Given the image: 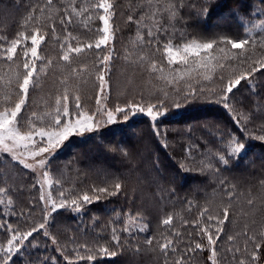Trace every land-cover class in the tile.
Masks as SVG:
<instances>
[{
	"label": "trees",
	"instance_id": "16d2710c",
	"mask_svg": "<svg viewBox=\"0 0 264 264\" xmlns=\"http://www.w3.org/2000/svg\"><path fill=\"white\" fill-rule=\"evenodd\" d=\"M108 1L113 5L116 36L113 58L133 59L137 56L128 54H135L143 65L154 64L166 71L174 67L167 47L183 46L185 39L214 42L212 50L201 53L200 61L210 69L198 77L207 80L185 92L187 102L178 114L167 113L155 123L141 116L72 139L63 153L67 166L63 187L73 199L86 193L92 202L79 199V211L67 207L48 220L31 217L39 210L36 202L32 212L26 209L20 217L7 218V224L15 220L22 233L41 223L49 230V236L36 231L35 245L28 238L29 246L11 255L8 264H212V247L216 264H239L242 259L251 264L253 251L258 255L256 264H264V69L229 94L230 108L219 102L229 80L251 72L256 61L264 59V3ZM99 2L52 0L49 5L47 0H0V7L5 4L8 9H0V46L20 40L13 58L19 63L25 59L26 46L31 57L30 37L37 30L45 38L43 53L51 56L70 42L74 46L94 42L102 23L101 10L94 7ZM224 37L247 38L243 55L220 44ZM93 50L84 48L72 68L75 62L84 72L98 66L97 51L105 55V50ZM195 62L190 59L188 65ZM170 90L177 94L175 88ZM236 141L245 150L232 156ZM116 183L121 185L118 192ZM100 187L109 192L94 191ZM225 208L228 220L217 233L215 218L223 219ZM169 218L170 224L165 225L163 221ZM113 230L119 245L113 240ZM204 230L214 239L219 236L213 246ZM168 240L175 251L161 249ZM102 247L115 254H104ZM5 258L0 254V264Z\"/></svg>",
	"mask_w": 264,
	"mask_h": 264
},
{
	"label": "rangeland",
	"instance_id": "374dc122",
	"mask_svg": "<svg viewBox=\"0 0 264 264\" xmlns=\"http://www.w3.org/2000/svg\"><path fill=\"white\" fill-rule=\"evenodd\" d=\"M108 2L111 3L110 1ZM0 9L1 11H8L5 4ZM113 18V12L111 11L110 29L113 35L110 37L107 51H111L112 54L116 38L112 22ZM1 26L2 24H0V31ZM100 35L101 33L98 34V38ZM44 41L45 38L43 37L38 47V56L41 59L36 61L38 69L41 66L44 67V74L39 78L38 84L34 88H30L27 102L17 117L22 125L21 131H28L31 128L43 129L47 132L53 131L54 121L58 115L56 105L58 98L61 99V108L66 103L72 118L75 119L77 114L74 103L76 97H79L80 111L84 112L85 115L90 114L93 116V121L91 122L93 130L85 131L82 134L73 133L69 135L51 154L44 153L34 157L31 144L26 150L23 147L16 149L17 154L23 153L22 159L30 165L28 168H25L19 160H14L10 153L0 152V235H2V229H5L4 223L7 224V218L20 217V214L24 215L26 209L32 212L31 208L34 207L36 202H38L39 210L36 209L35 215L31 216L36 220H40L38 217L42 218V220L55 218V214L59 211L67 207H74L70 203L73 198L68 195L67 189L63 187L67 167L66 162L63 160V153L67 150L72 139L84 138L112 125L131 121L141 116H146L152 123H155L167 113L178 114L184 109V104L187 102L185 97L188 96L185 92L192 91L194 88L197 89L202 83L206 82L207 79L198 77V75L202 74L204 76L207 70L210 69L209 66L200 61L204 57L201 54L203 51L199 55L194 56L184 53L183 46H179V62L172 63L174 67L166 71L157 68L154 64L143 65L141 63L142 58L135 54L128 55L137 56V58L132 59L121 56L118 60L113 58L112 55L111 71L105 74L108 84L105 86L104 94L100 96L98 104L99 81L97 79V66L90 71L84 72L79 68L81 64L75 62L76 72H73L71 63L82 53L76 54L73 52L70 54V60L64 61L62 56L67 50V44L65 45L66 48L51 56L42 51ZM69 44L75 45L73 42ZM170 48L171 55L175 56L177 47ZM93 51L96 52L95 49ZM107 51H105V55ZM190 59H195L196 61L192 66L188 65ZM23 64L24 61L19 63L15 59L8 61L3 56H0V112L6 109L11 110L15 103L18 102V88L15 83L14 73L23 72ZM171 88H175L177 94L172 92ZM65 93L68 96L66 102L62 99ZM129 104L140 105L145 108V112L136 111L133 114L132 110L129 109L127 119H125L124 112H115L117 107L127 109ZM177 104H179V107H177ZM148 106H153L154 114L156 109L160 108L163 115L158 116L156 119L146 115ZM104 109L113 111L114 123L106 122L107 116L104 113ZM59 115L62 116V113H59ZM35 139V147L38 148L42 141L39 137ZM45 157L48 158L44 159ZM42 159H44V164L40 165L39 161ZM45 172L47 173L46 175ZM61 192L64 193L63 198L69 203L66 207L57 209L53 213L50 211L51 206L54 202H59ZM41 196L45 198L43 201ZM77 202L81 204L79 199H77ZM74 211L76 213V210ZM14 222L5 226L4 232L6 235L0 242L1 255L6 256L2 249L7 247V240L13 234L7 229L9 227L19 229ZM39 225L35 227L38 228L37 231L42 230L46 236H49V230L46 227L40 229ZM18 234L23 235L24 233L20 229ZM34 235H36V231L29 237L33 246L35 245L33 243L34 239H32ZM23 245L25 247L29 246L26 240L17 246L21 248ZM12 255H16V252H13Z\"/></svg>",
	"mask_w": 264,
	"mask_h": 264
},
{
	"label": "snow or ice",
	"instance_id": "6c2138e0",
	"mask_svg": "<svg viewBox=\"0 0 264 264\" xmlns=\"http://www.w3.org/2000/svg\"><path fill=\"white\" fill-rule=\"evenodd\" d=\"M48 4H52V0H47ZM261 3H264V0H260ZM95 8H98L101 10V14L99 15V19L102 22L101 27L97 29L101 35L99 38H97L94 42H88L84 45H77L72 46L71 44H67V50L63 53L62 59L64 61L70 60V54L76 53L80 54L84 48L87 49H96L101 50L104 49L107 51L109 48V41L110 37L113 35L112 30L110 29V15L113 8V5L108 2V0H100L99 3H97ZM208 5H205V8H207ZM205 16L207 15V12L205 11ZM174 15V13H173ZM70 22V17L68 18ZM131 19V18H130ZM63 23V21H62ZM162 29H158V31H161ZM53 31L55 29L53 28ZM153 33L150 31L149 36H152ZM70 36V34H69ZM25 40L29 39L28 37H24ZM43 40V37L39 35L38 30L34 32L31 37V45H30V53L31 57L29 58V48L26 46L23 49L24 52V64H23V72H16L14 73L15 77V83L18 88V102L15 103L14 107L11 108V110H5L3 112H0V152H7L12 155V158L14 160H19L21 163H23V166L25 168L30 167L28 163L22 159L23 153L17 154L16 149H19L23 147L25 150L28 149L29 145L31 144L33 146V156L36 155H43L44 153L51 154L52 151H54L56 148L60 146V144L68 138L69 135L73 133H80L82 134L85 131H92L93 130V124L91 123L93 121L92 115H85L84 112L80 111L81 105L79 101V97L75 98V109L77 110L76 118L73 119L69 108L67 107V104L61 108V99L58 98L56 100L57 105V117L54 121V130L51 132H47L43 129H37V128H31L28 131H21V123L17 119L18 115L21 113L24 105L27 102L29 90L30 88H34L39 81V78L42 74H44V67L41 66L39 69L37 68L36 61L40 60L41 57L38 56V47ZM220 44H227L231 46V49L241 50V55H243L244 50L246 48V45L249 44V40L247 38L241 39L239 41L232 40L230 38L224 37L219 40ZM21 41L20 40H13L9 46H0L3 48L2 51H0V56H3L6 60L12 61L14 56L17 53L18 47H20ZM214 47V42H204V43H196L195 41H192L191 43L188 42L187 39L184 40L183 43V51L186 54H192V55H199L201 51L208 52L209 50H212ZM179 47L176 48V55H171V48H166V55L168 56L169 62H179L180 55H179ZM220 51H224L223 48L220 49ZM112 52L107 51L106 55H100V52L97 51V57H98V66H97V79L99 81V91L97 93V103L99 104L100 96L104 94L105 86L108 84V80L106 79V73L111 71V60H112ZM49 63H51L49 61ZM256 67L252 68L251 72H244L241 73L239 76H236L234 79L229 80L226 84L223 92L221 93L220 97V103L223 104V106L227 109L230 108V100H229V94L233 93V90L238 88L243 80H247L251 75H253L257 71H261L264 69V59L257 60L256 61ZM73 72H76L75 69H73ZM62 99L66 102L68 100V96L65 93V95L62 97ZM177 107H179V104H177ZM132 110L133 114L136 111L145 112V108L141 107L140 105H134L129 104L127 106V109L124 107H117L115 109V112H124L125 113V119H127L129 115L128 110ZM59 113H62V116L59 115ZM104 113L107 116V123H114V113L113 111H110L108 109H104ZM146 115L152 117L153 119H156L158 116L163 115V112L160 110V108H157L154 114V108L153 106H148L146 109ZM36 137H39L42 143L38 148L35 147L36 144ZM261 139H264V137H261ZM243 150H245V145L243 143H240L239 141L235 142V147L232 148L230 155L232 156H238ZM48 157H45L44 159H47ZM44 159L39 161L40 165L44 164ZM221 161H223L225 164L228 163V160H226L223 156L220 157ZM47 173L45 172V175ZM121 185L119 183L115 184V191L118 192L120 190ZM94 191L99 193H105L109 192L108 188L106 187H100L98 189H94ZM114 194V193H109ZM64 193H60L61 199L58 203H53L51 206L50 211L56 212L57 209H62L66 207V205L69 203V201L65 200L63 198ZM45 198L41 196V200L43 201ZM78 199L82 200L84 203H91L93 197L89 196L88 194H83L81 197H78ZM95 199H99V197H95ZM70 203L74 206L76 211L80 210L81 205L78 204L77 199H72ZM249 203L251 204L252 201L249 200ZM228 209H224L223 219L215 218L217 221V233L221 231V228L219 226L223 225L226 220H228ZM209 220L213 219V217L209 216ZM171 220L165 219L163 223L165 225L170 224ZM45 227L44 223H41L39 225L40 229H43ZM8 231H11L13 234L10 239L7 240V247L2 249V251L6 254V258L4 259L3 264H8V258L11 257L13 252H19L20 247H18V244H22L23 241L28 240L30 236L33 235L35 231L38 229L33 227L31 230L27 231L23 235L18 234L17 229L8 228ZM127 231V229H125ZM205 234L208 235V244L209 246H213L215 244V239H218L219 236L217 235L214 239L211 234H209L206 230ZM113 240L119 245V237L115 235V230H113ZM252 239V237H249ZM229 239H233L232 237H229ZM149 244L152 243V240L147 241ZM197 248H200L201 245L197 244ZM259 245H257V248ZM162 250H168L171 249L175 251V248L173 246V242L171 240H168L165 244L161 245ZM101 252H103L106 255H114L115 253H109V250L107 248H101ZM236 251H239V249H236ZM216 256V249L214 247L211 248V257L212 264H216V261L214 257ZM88 259H93V257L89 256ZM258 259V255L256 251H253L251 254V264H256V261ZM177 264H180L179 261H177ZM239 264H246L245 260H240Z\"/></svg>",
	"mask_w": 264,
	"mask_h": 264
}]
</instances>
